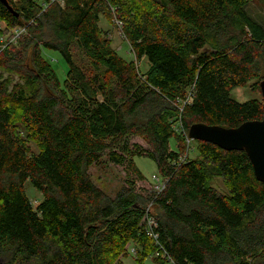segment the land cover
Segmentation results:
<instances>
[{
  "label": "trees",
  "instance_id": "obj_1",
  "mask_svg": "<svg viewBox=\"0 0 264 264\" xmlns=\"http://www.w3.org/2000/svg\"><path fill=\"white\" fill-rule=\"evenodd\" d=\"M251 1L0 0V21L24 28L16 43L51 32L29 62L13 41L0 49V264H113L129 243L136 264L153 253L160 264H264V183L246 153L196 141V158L183 156L193 124L262 118L264 24ZM101 17L146 59L144 72L112 48ZM45 50L65 62L62 82ZM253 80L259 98L231 97ZM104 156L137 178L112 196L88 174ZM137 156L154 161L160 191L137 189Z\"/></svg>",
  "mask_w": 264,
  "mask_h": 264
},
{
  "label": "rangeland",
  "instance_id": "obj_2",
  "mask_svg": "<svg viewBox=\"0 0 264 264\" xmlns=\"http://www.w3.org/2000/svg\"><path fill=\"white\" fill-rule=\"evenodd\" d=\"M247 12L253 16L256 20L264 24V0H252L248 7ZM99 25L102 30L107 32V38L111 42L112 48L116 49L120 56L127 60H134L136 68L140 72H144L147 69V61L144 58L139 60L135 59L132 55L130 45L123 37L124 35L121 32V29L115 25V23H110L106 21L105 18L101 17ZM0 30H4L0 32V49L4 48L8 43L13 41L14 43L17 42V37L24 32V28L17 27L13 29H7V25L5 22L0 21ZM50 30L45 27L42 31H38L35 33H26L25 36L21 39L20 43L14 44L16 47H12V50H18L17 47H23L22 57L24 59L23 63L29 62L30 56L33 50V47L36 43L41 42L43 40L50 39ZM46 57L50 62L53 64L54 68L56 69L57 75L62 82L65 77V70L66 64L62 61L60 55L57 52L45 50ZM76 60L79 62L80 58L77 57V54L74 53ZM23 65V64H20ZM258 66L261 68L260 75L264 74V59L260 58L258 61ZM23 67V66H21ZM15 81L17 80L16 77ZM256 81L253 80L247 84L246 87H236L231 91V97L239 102H244L250 100L252 98H259L260 94L253 90L254 83ZM42 95H46L48 89L42 86ZM184 133V132H182ZM187 132L183 134V143L184 147V157L188 159L196 158L198 155L197 152V143L195 140H189L186 138ZM130 142L137 143L141 146L142 149H146V144L139 139L138 137H132ZM28 144L30 148L34 151H38V145L35 141L29 140ZM173 147H176L175 144L172 143ZM135 164L141 171L143 179L136 182L137 189L143 194L147 195L152 191V187L154 186V180L156 179L153 177L155 175L157 178L160 176L157 172L156 165L153 160L146 156H137L134 158ZM88 174L91 177L92 181L101 189H103L107 194L114 195L116 191L120 189L122 184L124 183L125 179L132 178L137 179L134 175H130L129 170L125 165H115L107 160L104 156L100 161L91 165L88 168ZM212 186L215 187L221 193L227 192V187L223 182V179L215 177L211 182ZM26 194L30 198L33 205H37L38 202L41 200V194L39 191L34 189L29 182L25 184ZM149 234V233H148ZM138 251L135 249L132 243H129L125 246L124 252H122L118 257L116 262H122V264H136L135 261L139 258ZM138 255V256H136ZM156 253H153L151 256H147L145 258V264H160L158 261L155 260ZM144 261V260H143ZM113 263V264H116Z\"/></svg>",
  "mask_w": 264,
  "mask_h": 264
},
{
  "label": "water",
  "instance_id": "obj_3",
  "mask_svg": "<svg viewBox=\"0 0 264 264\" xmlns=\"http://www.w3.org/2000/svg\"><path fill=\"white\" fill-rule=\"evenodd\" d=\"M259 87L263 109L261 119L245 121L234 128L197 123L188 128L187 135L191 140L210 142L227 151H244L256 179L264 183V79Z\"/></svg>",
  "mask_w": 264,
  "mask_h": 264
},
{
  "label": "built area",
  "instance_id": "obj_4",
  "mask_svg": "<svg viewBox=\"0 0 264 264\" xmlns=\"http://www.w3.org/2000/svg\"><path fill=\"white\" fill-rule=\"evenodd\" d=\"M186 138L189 139L188 137H186ZM153 177L156 178V179H153L154 180L153 188L156 191H160L164 187V181L160 177L157 178L155 175H153ZM153 226H154V221L153 220H149L148 227H153ZM148 232H149L150 236H153V238H156V235L152 234V232H150V230Z\"/></svg>",
  "mask_w": 264,
  "mask_h": 264
},
{
  "label": "bare ground",
  "instance_id": "obj_5",
  "mask_svg": "<svg viewBox=\"0 0 264 264\" xmlns=\"http://www.w3.org/2000/svg\"><path fill=\"white\" fill-rule=\"evenodd\" d=\"M187 137H188V135H187Z\"/></svg>",
  "mask_w": 264,
  "mask_h": 264
}]
</instances>
